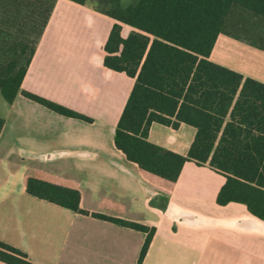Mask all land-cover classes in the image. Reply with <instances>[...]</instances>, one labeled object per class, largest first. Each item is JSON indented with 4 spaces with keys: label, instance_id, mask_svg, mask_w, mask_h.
<instances>
[{
    "label": "crops",
    "instance_id": "1",
    "mask_svg": "<svg viewBox=\"0 0 264 264\" xmlns=\"http://www.w3.org/2000/svg\"><path fill=\"white\" fill-rule=\"evenodd\" d=\"M115 23L69 0H0V81L12 85L9 97L0 85V241L35 264H138L148 233L99 214L155 229L142 264H264V221L244 204L217 203L224 175L188 161L171 182L115 146L135 83L104 64ZM120 25L124 39L136 30ZM256 45L227 31L210 60L264 84V49ZM196 134L188 124L153 123L149 141L186 156ZM31 178L79 191L89 215L29 194Z\"/></svg>",
    "mask_w": 264,
    "mask_h": 264
},
{
    "label": "trees",
    "instance_id": "2",
    "mask_svg": "<svg viewBox=\"0 0 264 264\" xmlns=\"http://www.w3.org/2000/svg\"><path fill=\"white\" fill-rule=\"evenodd\" d=\"M105 14L114 24L105 45L107 68L135 80L115 132V146L151 174L176 182L188 161L208 164L225 176L217 203L244 204L264 221V84L210 60L219 34L227 32L237 9L264 20V0H69ZM120 23L136 29L124 39ZM256 46L264 49V45ZM14 82V80H13ZM8 77L0 81L9 97ZM24 95L63 116L89 118L59 104ZM229 121L226 122V118ZM153 123L178 129L188 124L197 134L186 156L149 141ZM4 121L0 119V133ZM27 192L40 199L89 215L80 208L79 191L29 179ZM147 232L142 264L155 229L93 214ZM0 261L35 264L20 250L0 241Z\"/></svg>",
    "mask_w": 264,
    "mask_h": 264
},
{
    "label": "rangeland",
    "instance_id": "3",
    "mask_svg": "<svg viewBox=\"0 0 264 264\" xmlns=\"http://www.w3.org/2000/svg\"><path fill=\"white\" fill-rule=\"evenodd\" d=\"M133 1L135 0H123V3L128 5ZM226 30L264 45V20L244 10L237 9L230 14Z\"/></svg>",
    "mask_w": 264,
    "mask_h": 264
}]
</instances>
